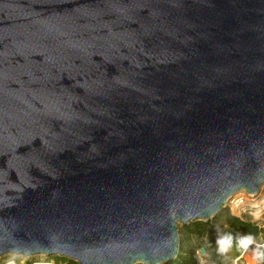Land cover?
Segmentation results:
<instances>
[{
	"label": "water",
	"instance_id": "1",
	"mask_svg": "<svg viewBox=\"0 0 264 264\" xmlns=\"http://www.w3.org/2000/svg\"><path fill=\"white\" fill-rule=\"evenodd\" d=\"M263 185L264 0H0V259L165 264Z\"/></svg>",
	"mask_w": 264,
	"mask_h": 264
},
{
	"label": "trees",
	"instance_id": "2",
	"mask_svg": "<svg viewBox=\"0 0 264 264\" xmlns=\"http://www.w3.org/2000/svg\"><path fill=\"white\" fill-rule=\"evenodd\" d=\"M228 228L241 237L240 251L259 249L260 259L264 264V248L259 247L264 241V229L251 222H247L227 212H222L213 219L193 222L184 226L180 237V252L176 259L165 264H222L224 257L222 246L225 242L222 239V228ZM225 244V243H224ZM201 250L208 260L203 263L198 255ZM16 264L21 262L20 258L12 259ZM8 259L3 264H11ZM24 264H77L75 261L61 256H52L47 261H31L28 258Z\"/></svg>",
	"mask_w": 264,
	"mask_h": 264
},
{
	"label": "rangeland",
	"instance_id": "3",
	"mask_svg": "<svg viewBox=\"0 0 264 264\" xmlns=\"http://www.w3.org/2000/svg\"><path fill=\"white\" fill-rule=\"evenodd\" d=\"M241 194L238 197L234 209L232 211L231 207H228L224 210L225 212L232 214L235 217H238L241 220L251 222L258 225L260 228L264 229V185L262 186L261 191L258 196L253 198V195L249 194L247 191H240ZM184 226L182 224L178 225V234L179 238L182 236V231ZM222 239L225 241L222 246L223 259L222 264H263L260 259L259 249H250L245 251H240V242L241 237L239 234H235L231 231L228 226L222 228ZM259 247L264 248V241L261 244H258ZM198 255L201 256L202 262H207L208 258L202 254V251H198ZM17 257L6 256L0 259V264H3L8 259H14ZM21 259L19 264H24L28 259L18 257ZM50 257L45 256H35L31 257V261H47ZM13 261V260H12Z\"/></svg>",
	"mask_w": 264,
	"mask_h": 264
},
{
	"label": "built area",
	"instance_id": "4",
	"mask_svg": "<svg viewBox=\"0 0 264 264\" xmlns=\"http://www.w3.org/2000/svg\"><path fill=\"white\" fill-rule=\"evenodd\" d=\"M241 195V194H235L227 203V205H229L232 209V211L235 209L234 208V205L236 204L237 200H238V196ZM236 210V209H235ZM11 264H16L14 261H11L10 262Z\"/></svg>",
	"mask_w": 264,
	"mask_h": 264
},
{
	"label": "bare ground",
	"instance_id": "5",
	"mask_svg": "<svg viewBox=\"0 0 264 264\" xmlns=\"http://www.w3.org/2000/svg\"><path fill=\"white\" fill-rule=\"evenodd\" d=\"M242 190H244V189L239 190L237 193H239V192L242 191ZM244 191H245V190H244ZM258 194H259V193H258ZM258 194L253 195V198L257 197Z\"/></svg>",
	"mask_w": 264,
	"mask_h": 264
}]
</instances>
